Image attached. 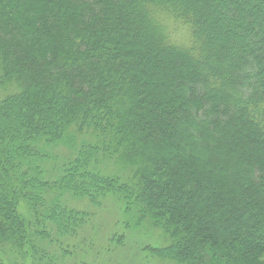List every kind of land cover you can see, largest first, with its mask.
I'll return each mask as SVG.
<instances>
[{
	"label": "trees",
	"instance_id": "16d2710c",
	"mask_svg": "<svg viewBox=\"0 0 264 264\" xmlns=\"http://www.w3.org/2000/svg\"><path fill=\"white\" fill-rule=\"evenodd\" d=\"M117 210L264 264V0H0V264H128Z\"/></svg>",
	"mask_w": 264,
	"mask_h": 264
},
{
	"label": "rangeland",
	"instance_id": "374dc122",
	"mask_svg": "<svg viewBox=\"0 0 264 264\" xmlns=\"http://www.w3.org/2000/svg\"><path fill=\"white\" fill-rule=\"evenodd\" d=\"M201 148H203L201 146ZM130 168V165H127V168ZM132 168V165H131ZM110 170H113V166L109 167ZM112 172V171H108ZM80 211H84V209H81ZM89 211V210H88ZM90 212V211H89ZM120 216V217H117ZM122 216V217H121ZM91 222L93 225L96 227L97 232L100 230H110L113 229L114 226L119 222V226H123L125 228V231L128 234L127 241L129 245L124 241L122 244L127 245L125 249H127V255L128 257V264H177L173 262H169V260H164L160 257H156L149 250H147L150 247H162L165 245L166 242L162 239V235L164 232L161 230L155 228H152L151 224H146L144 222L138 224L135 218H133L130 214H126L125 210H117L115 213L106 211L104 214L100 215L97 218H94V216L91 218ZM94 219H96V224H94ZM93 225H85V230L84 233L82 232V239L78 240L82 242V249L88 253L89 252V247L93 246V241L96 239V236L91 234V229ZM119 229V228H118ZM112 233L114 234L115 232ZM96 232V233H97ZM117 232V231H116ZM118 237H121L119 235ZM141 242L140 248L142 253V257L144 258L143 262L136 261V257L133 255L135 249V243ZM139 242V243H140ZM97 244V243H96ZM71 250H73L72 246H69ZM117 249H119L118 246H116ZM143 249V250H142ZM140 251V254H141ZM89 254V253H88ZM147 255V257H146ZM135 257V258H134ZM83 262V261H80ZM65 261H63L61 264H64ZM82 264H87V263H82ZM124 264H127V262H124Z\"/></svg>",
	"mask_w": 264,
	"mask_h": 264
}]
</instances>
